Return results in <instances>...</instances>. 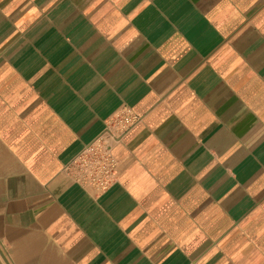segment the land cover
Listing matches in <instances>:
<instances>
[{
  "label": "crops",
  "instance_id": "obj_1",
  "mask_svg": "<svg viewBox=\"0 0 264 264\" xmlns=\"http://www.w3.org/2000/svg\"><path fill=\"white\" fill-rule=\"evenodd\" d=\"M0 264H264V0H0Z\"/></svg>",
  "mask_w": 264,
  "mask_h": 264
},
{
  "label": "built area",
  "instance_id": "obj_2",
  "mask_svg": "<svg viewBox=\"0 0 264 264\" xmlns=\"http://www.w3.org/2000/svg\"><path fill=\"white\" fill-rule=\"evenodd\" d=\"M137 120L129 109L113 115L106 121L108 137H98L88 143L66 165L70 177L97 193L105 192L116 178V160L111 154L112 141L119 138Z\"/></svg>",
  "mask_w": 264,
  "mask_h": 264
}]
</instances>
